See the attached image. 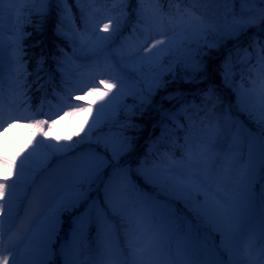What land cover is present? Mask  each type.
Wrapping results in <instances>:
<instances>
[{"label": "snow or ice", "instance_id": "1", "mask_svg": "<svg viewBox=\"0 0 264 264\" xmlns=\"http://www.w3.org/2000/svg\"><path fill=\"white\" fill-rule=\"evenodd\" d=\"M6 2L26 4L29 0H0V32L3 31V5ZM228 2L234 3L235 0H228ZM240 3L260 5V7L241 8L240 20L234 19L222 33L215 28L212 30L217 31L218 35L230 36L247 26L248 22L243 20L245 16L252 17L257 14L260 22L264 23V0H240ZM14 11L22 12L23 9H10V13ZM65 11L69 14L71 12L70 9H65ZM192 24L196 26L189 25L182 28L179 33L174 32L172 36H166L165 32H160L161 36H166L165 39L156 40L155 43L145 48L146 55L141 56L137 52L135 58L147 62L149 71L153 73L151 81H146L147 94L143 87L139 90L142 104H151V98L155 96L156 91L165 86L163 80L165 71L174 74L178 64H182L185 70H191L193 73L203 70V66L194 58L189 59L187 54L192 43L199 44L202 39L207 42L209 29L202 22L197 21ZM103 27L107 31L110 25L104 24ZM116 27L118 28L119 25L117 24ZM93 35L96 34L93 33ZM96 39L106 42L109 37L96 35ZM84 48L88 50L85 53L86 58L89 53L95 55L96 45L91 41L87 42ZM260 51L264 53V48ZM165 57L168 58L166 69L164 67ZM259 63L261 72L264 73V56L260 57ZM81 66L87 67L88 65ZM116 69L113 75L100 79L99 84L94 81L93 86L83 91L84 96H96L98 100L104 101L103 103L95 109L94 104H77L71 106L70 112H65V115L74 113L93 115L89 127L85 130V139L77 141V144L86 142L100 144L105 153L111 154V161L106 154H102L95 148H89L80 154L76 158L66 187L53 202L43 207L34 217L27 235L22 238L24 242L11 243L7 247L3 243L5 218L11 223L19 215L20 209L25 207V202L30 203V194L35 190L38 177L47 169L52 155L68 153L76 145L44 144L43 141H38L31 151L19 161L0 156V169L7 174L0 179V264H57V257L60 258L61 264H156L157 253H164L168 258V264H234L232 256L229 255L228 259H225L224 253L231 252L228 242L235 237L234 230L237 227L236 222L241 205L252 195L251 178L241 177L237 189L231 195L213 191L210 183L212 161L194 162L193 160L199 146L193 147L195 137L191 130L192 126L187 130L184 146L188 159L187 167L197 170L174 172L169 168L164 180L182 192L186 202L192 205L191 210L196 213L197 218L203 217L204 220L216 225L221 233L220 248H217L214 240H209L207 233L201 236L192 221L187 220L186 230L182 229V226L165 229L170 237H179L177 252L180 258L172 259L171 253L166 251L159 224L166 219V213L169 211L166 205L155 201H142L139 205L128 204L117 207L108 200L106 195L105 206L98 199L90 197V192L93 191L92 186L101 178L103 170L109 167L112 161L118 163L120 157L131 148L132 137L125 134L126 130L139 128L131 122V116L136 113L124 103L125 84L129 77L119 65H116ZM158 69L161 71L157 74ZM194 78L193 75L191 78L185 77L184 79L185 82L192 83ZM0 85H2V80H0ZM0 98H2V87H0ZM161 99L171 100L173 95L169 94ZM76 100H80L79 95L76 96ZM259 108L261 122H264V94L259 98ZM122 111L128 117L125 121L119 120ZM160 111L162 116L175 120V114L163 109L162 104ZM2 113L3 107L0 105V127L3 126ZM14 119L19 118L9 116V121ZM85 122L87 123V117ZM53 123H58V121L54 120ZM176 123L177 127H184L178 121ZM46 124V120L35 119L33 121V127L42 136L46 135L44 132ZM117 124L120 130L112 131ZM105 125L109 128L108 133H101L93 141L94 134ZM12 126V123H8V127ZM257 142L259 144V169L264 172V132L260 133ZM44 149L50 151H43ZM207 150L205 146L200 155L206 156ZM127 173L128 170L123 169L120 175L127 176ZM10 177L14 179L10 180ZM260 179L264 180V175H261ZM105 191L107 193V188ZM199 196H203L202 202L198 200ZM260 203L264 207V186L260 193ZM109 212L112 215H119L128 225L125 228L127 254L121 247L116 225L110 220ZM64 214H68L71 220V228L67 236L61 235L65 223ZM93 226L96 227L97 233L95 249L90 242ZM261 236L264 237V228L261 229ZM259 257H264V248L261 249Z\"/></svg>", "mask_w": 264, "mask_h": 264}, {"label": "rangeland", "instance_id": "2", "mask_svg": "<svg viewBox=\"0 0 264 264\" xmlns=\"http://www.w3.org/2000/svg\"><path fill=\"white\" fill-rule=\"evenodd\" d=\"M105 3L113 4V1H103ZM108 5V4H107ZM114 7V6H112ZM23 9V4L5 3L3 5V31L0 32V80H2V98H0V105L3 107L2 121L3 126L0 127V156H6L9 160L16 159L19 161L29 151H31V144L28 141L30 135V128L33 125L35 119L46 120L47 124L44 128L45 136H52L57 134L60 127L69 125L72 129L81 130L87 129L93 119V115L87 113H74L72 115H65V112L71 111V106L77 104H94L98 107L100 103L104 101L98 100L96 96H84L83 91H87L88 87L93 86V82L99 84L100 79H106L115 73L116 65H119L120 69L127 75L130 71H134L139 66L140 60L135 58L137 52L141 56L146 55L145 48L155 43L154 35L160 32H166L168 35L181 30L182 27H188L189 25L195 27L192 22H200V17L196 11L176 5L174 13L170 16L166 15L159 9L158 0H140L138 9L134 12V19L129 20L124 18L127 16L125 11L115 12V9L111 7L96 8L91 6L86 9L88 14L87 22H90V31L96 32L100 30L101 34L108 37H112L114 32H119L120 28L116 25L123 22L126 19L125 25L128 26V31L123 32L117 39L116 44L113 46H101L94 42V36L91 34H79L78 45L74 48L76 52L69 51L67 54L61 57L59 63V73L64 84L61 85L59 91H53L57 99L50 97H43L42 101L36 106L28 102L25 97V91L23 87L24 74L27 71L25 64L21 58L23 54V47L20 42V31L17 29L16 22L17 17H21L22 12L14 11L10 13V9ZM89 12V13H88ZM104 24H109L110 27L106 31L104 30ZM131 26H137L141 29L142 33H137ZM91 41L96 45L95 55L89 53L88 57H85V53L88 51L84 48V45ZM83 49V51H82ZM132 57V59H129ZM147 63V62H145ZM87 64V67L81 65ZM249 65V64H248ZM257 67L261 70V65L257 61ZM159 72H157L158 74ZM153 76V73H152ZM152 76L149 80L151 81ZM252 95L254 98H260L264 94V79L263 76H256L252 81ZM102 87V86H101ZM133 90V84L130 79L125 84V97ZM80 96V100H76V96ZM206 97H209L210 92L204 93ZM107 98H105L106 100ZM95 102V103H94ZM190 104L182 105L183 109H186ZM181 108V109H182ZM166 110V109H165ZM40 113L38 114L37 112ZM161 114V112H160ZM9 116L17 117L9 121ZM87 117V123L85 118ZM162 117V115H160ZM202 120L203 117H200ZM199 119V120H200ZM58 123H53V121ZM175 123L177 120H173ZM8 123H12V127H8ZM205 132L198 129L199 133H194L193 147H198L197 155L193 158L195 161L203 162L204 160H210L213 163L215 159L214 154L210 155L207 150V155L202 156L200 153L204 151L206 140H200L205 134H209V131L215 130L214 124H206ZM7 129V131H5ZM35 129L34 133H37ZM212 132V133H213ZM252 139H248L246 142L243 135H234V139L231 141L233 147L229 146L219 154L217 165H212L210 175L212 177L210 183L212 189L215 192H224L226 195H231L238 187L241 177L248 176L251 178V193L252 195L244 201L241 205L240 214L237 220V227L235 228V237L231 239L233 242L230 247L231 252L224 254L225 259H228L229 255L232 256L234 264H264V257H259V253L264 248V237L261 236V229L264 228V207L260 203V193L262 186H264V180L260 179L264 172L259 169V144L258 135L256 130L250 131ZM40 137V135L38 136ZM85 139V132H81L77 141ZM96 137L93 136V141ZM159 140H163L160 136ZM241 141V143H240ZM95 142H86L83 144H77L78 149L83 145H94ZM143 147V144H140ZM139 146V147H140ZM155 144L148 147V151H153ZM208 149V146H207ZM167 150L161 149L160 153L166 155ZM168 159L174 162L173 171H196V168H188V159L186 149L184 147L180 156H175L171 150H168ZM82 154L79 151L78 154H62L56 165L51 169L43 171L40 177H38L35 185V190L30 194V203L25 202V207L22 208V212L18 217L9 223L5 218L3 225V243L4 246H10L11 243H23L22 239L28 233V230L33 223L34 217L45 207L47 204L53 202L66 187L73 167L76 163V158ZM244 156V159H241ZM111 161V157L109 159ZM116 163L115 161H112ZM113 166V165H112ZM157 170L160 174L164 172ZM153 170V171H155ZM121 170L115 169L111 172L110 177L106 180L103 178V172L101 174L102 185L98 186L97 182L94 186L92 196L96 195L97 189L103 187V190L107 188V194L112 204L119 207L120 205L136 204L139 205L142 201H155L159 204H163L156 196L155 193L146 196L143 190H136L133 188L130 191H124V184L121 183L117 188L111 189V184L115 180L119 179ZM4 178V171L0 169V179ZM144 181L147 185H150L154 190H161L163 187L154 184L149 177H144ZM156 181L158 177L154 178ZM255 185L257 187L255 188ZM155 192V191H154ZM165 196H174L176 199H181L183 194L178 188L172 186L165 189ZM170 198V197H169ZM203 196L198 198L199 201H203ZM167 206V205H166ZM166 213V219L163 222H159L160 231L162 233V239L164 240L166 251L171 253V258L178 260L180 258L177 252V245L179 243L178 236H169L165 231L167 228H174L176 226H182V229L186 230L187 223L183 216L172 211L168 207ZM195 220L199 223H203L209 230V240H213V233H217V227L211 221L204 220L203 217L197 218L196 213L193 211ZM70 218V217H69ZM126 223V222H125ZM127 224V223H126ZM128 226V225H127ZM211 231V232H210ZM201 231H199L200 233ZM201 235H204L201 232ZM211 236V237H210ZM59 260L60 258L57 257ZM237 259V261H236ZM260 262L258 263V261ZM61 264V260H60ZM156 264H168V258L164 253L156 254Z\"/></svg>", "mask_w": 264, "mask_h": 264}, {"label": "trees", "instance_id": "3", "mask_svg": "<svg viewBox=\"0 0 264 264\" xmlns=\"http://www.w3.org/2000/svg\"><path fill=\"white\" fill-rule=\"evenodd\" d=\"M98 1L66 0L65 2V0H35V2H31L29 0L28 3L24 4L26 13L20 24L23 43L27 46L24 59L27 62V67L30 69H33L37 65L38 70H34L31 72L32 74L36 71L43 72L38 79L41 80L40 85L44 83V77L47 73L50 71L55 73L60 56L70 51L72 45L77 44L76 31L88 30L89 24L85 22L82 13L84 14L86 5L96 4ZM116 2V10H125L131 17L138 7L139 0H116ZM177 2L196 10L201 17V22L206 24L209 29L207 42L202 39L199 44L192 43L190 51L187 54L189 59L194 58L195 61L199 62L203 66V70L193 73L191 70H185L182 64H178L175 67L174 74L165 71L163 76L165 86L156 91L155 96L151 98V104H142L139 95L141 87L145 89V94H147L146 81L152 76L147 63L141 61L139 68L130 73V80L135 85V88L124 99V103L130 106V109L136 113L131 116V122L138 125L139 128L126 130L125 134L132 137L131 148L120 157L119 162H116L113 168V170L117 168L119 170L127 169V177L129 179L132 177H143L146 166L152 165L155 162V158L145 155L144 149L162 131L163 124L170 121L166 116L162 121H159L160 105L162 104L163 108H170L169 112H174L181 107L182 103L178 101L179 97H182L183 102H189V100L198 102L199 106L192 110L197 114H207L209 117H212L214 113L227 114L226 119L222 117L217 119L219 125L216 135L219 134L218 136L222 137L223 143L221 145H224L225 141L222 136L223 131L229 133V131H241L242 128L247 130L246 127L257 126L264 132V122H261V118L259 117V114H261L259 106H255V108L250 107L247 102L248 98H250L247 93L249 84L247 76H251V70L245 68L255 57L257 48L264 45V23L260 22L259 15L257 14L252 17L245 16L243 20L248 22L247 26L230 36L218 35L217 31L212 30L215 28L222 33L234 19H241L239 16L241 8H258L260 5H242L240 0H235L234 3L228 2V0H210V2L209 0H159L160 8L166 14L171 12L174 8L173 5ZM65 9H70V14ZM68 17L74 18L75 25L72 30H70ZM252 21H255V23H252ZM66 29L68 32L62 34V30ZM255 31H259V33L244 38L238 45L232 47V44L242 36ZM120 33L122 31H116L115 36H118ZM165 38L166 36H156L155 40ZM99 43L104 45L105 42L99 41ZM110 44L111 42L108 45ZM31 51L32 54L29 55ZM164 67L165 69L168 67L167 57H165ZM159 71L161 70L158 69L157 72ZM193 75L195 78L192 83L185 82V77L191 78ZM240 76L242 78L238 79ZM58 82L56 77L50 78L51 86H55ZM208 82H210L209 88L213 92L209 99L202 97L201 93L183 95L186 92L194 91L199 86H203ZM33 94L34 92L30 94V100L35 102L37 100L36 96L39 94ZM169 94L173 95V99H161V97L168 96ZM174 101L175 104L172 105ZM126 119L128 117L122 111L119 120L125 121ZM229 123H231L230 126L228 125ZM118 130L120 129L117 124L113 127L112 131ZM108 131L109 128L105 125L97 130L94 137L99 136L101 133H108ZM81 132L85 131L66 129L62 130L59 135L40 136L39 138L34 133L32 145L34 147L38 141H43L44 144L76 145ZM140 144H143V147ZM217 145L220 147V144ZM79 148L85 150V152L89 148H95L102 154H106L108 159L111 157L110 153H105L103 146L100 144L83 145ZM43 151L50 150L44 149ZM58 155L61 154H53L48 165L52 164ZM107 168L103 170L106 180L112 172L107 173ZM157 181L162 185L166 183L164 177ZM97 184L102 185V181L99 180ZM166 185H170V183H166ZM97 192V197H99L101 204L105 205L106 196L102 192V188ZM92 236L96 240L97 233L95 226L91 229L90 237Z\"/></svg>", "mask_w": 264, "mask_h": 264}, {"label": "bare ground", "instance_id": "4", "mask_svg": "<svg viewBox=\"0 0 264 264\" xmlns=\"http://www.w3.org/2000/svg\"><path fill=\"white\" fill-rule=\"evenodd\" d=\"M260 262V260L258 261V263Z\"/></svg>", "mask_w": 264, "mask_h": 264}]
</instances>
